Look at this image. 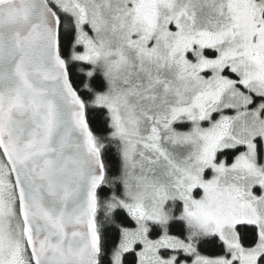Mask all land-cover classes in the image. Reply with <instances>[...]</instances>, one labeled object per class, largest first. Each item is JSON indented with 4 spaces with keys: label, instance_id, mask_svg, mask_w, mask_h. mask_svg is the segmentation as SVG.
I'll return each instance as SVG.
<instances>
[{
    "label": "snow or ice",
    "instance_id": "obj_1",
    "mask_svg": "<svg viewBox=\"0 0 264 264\" xmlns=\"http://www.w3.org/2000/svg\"><path fill=\"white\" fill-rule=\"evenodd\" d=\"M0 264H264V0H0Z\"/></svg>",
    "mask_w": 264,
    "mask_h": 264
}]
</instances>
